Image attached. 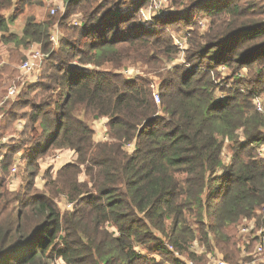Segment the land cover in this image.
<instances>
[{
  "label": "trees",
  "instance_id": "obj_1",
  "mask_svg": "<svg viewBox=\"0 0 264 264\" xmlns=\"http://www.w3.org/2000/svg\"><path fill=\"white\" fill-rule=\"evenodd\" d=\"M42 1L0 0V38L14 51L37 43L44 53L39 81L3 106V135L21 134L0 148V264H183L167 243L185 254L197 237L225 260H242L241 223H264V111L257 87L242 89L264 85V0H171L146 23L141 10L153 0L108 8L64 0L58 25L76 37L57 52L54 17L29 16L20 35L10 31ZM201 19L209 25L203 32ZM129 65L143 73L125 76ZM11 66L0 67V100L21 84ZM246 70L259 78L247 81ZM38 94L54 101L37 102ZM88 116L107 118L108 140L95 141ZM53 146L76 159L49 177L46 192L10 187L15 168L19 176ZM61 194L74 205L64 215Z\"/></svg>",
  "mask_w": 264,
  "mask_h": 264
},
{
  "label": "rangeland",
  "instance_id": "obj_2",
  "mask_svg": "<svg viewBox=\"0 0 264 264\" xmlns=\"http://www.w3.org/2000/svg\"><path fill=\"white\" fill-rule=\"evenodd\" d=\"M97 1L100 3L106 2L105 8L113 7L114 2H115V0H97ZM124 1L125 0H116V4L120 5ZM170 1L171 0L163 1V7H166L167 5H169ZM152 4H153V2L151 3V5ZM55 6L58 7V10L56 13L53 14V13H51V10ZM25 10L26 11L23 14L19 15L16 18V20L13 22V24L10 26L11 32L20 35L21 34V28L23 27V24L25 23L26 19L29 16H35L37 20H41V21H43L49 17H54V19L57 21L55 23V27L52 30V34H55L58 37L57 43L55 45H53L54 51L57 52L60 50L61 43L64 39L73 40L74 37H76L72 31L67 30V29H63V28H61L60 25H58V19L61 18V16L63 15V13L65 11L64 0L62 3H59L58 0H45V1H42L41 4H39V5L35 4V5L27 6ZM77 16H79V15H77ZM201 25H202L201 26L202 32L205 31L207 29V27L209 26V25H207L206 19H201ZM206 25H207V27H206ZM173 27H177V26H172L170 28L173 29ZM175 33H178L181 35L185 32L183 31V33H181V31H176ZM0 35H1V33H0ZM177 39L179 40V37H177ZM4 48H5V46L2 44V51L1 52H4ZM10 54H12L13 57L15 58V62H12L11 67L13 70L16 71V78L18 76L20 77L22 72L19 68V65L21 64V60L25 59L24 58L25 53H23L20 50H15V51L13 50V51H10ZM184 55L185 54H183L182 56H184ZM179 58H181V57H179ZM74 61H77V58H75ZM179 61H181V59H179ZM103 67H107V66H103ZM41 73H42V69L40 71L39 78L41 76ZM121 73L125 74V76L133 77V76H137L139 74H142L143 69L141 70V68L137 65H129L127 67H123L121 69ZM244 78L247 81H254L255 79H258L259 76L256 72H249L246 70V75L244 76ZM157 80L158 79L155 78V81L153 82V84L155 87L160 88V85H159ZM19 81H20V79H19ZM257 84H258V82H255L253 84L248 85L247 87L242 86V89L246 90V89H248V87L249 88L252 87L251 85H253V87L255 85L257 87V90L260 92V96L256 99L255 104L257 106V102L260 101L264 105V85L262 84L261 86H258ZM219 94H220V92L218 93V95ZM44 97H45L44 95L38 94L35 96V100L37 102L54 101V98L53 99H51V98L45 99ZM155 102L157 103L156 100H155ZM9 103L6 106H8ZM157 104H159V103H157ZM88 118L90 119L89 124L96 125L100 129L104 128V126L107 125V118H105V117L94 119L91 116H88ZM16 127L19 128V131H24L25 130V121L23 119H21L20 121H17ZM4 133L6 134L7 137H9L10 139H14V140H15V138L19 139L20 134H21L19 132H16V133L4 132ZM35 133H36V138L40 137V132H35ZM106 133H107V130H106ZM97 142H99V141H97ZM133 148H134V145H128V151L129 152L132 151ZM262 149H264V148H260V150H262ZM222 157H223L224 161L230 162L231 153H230L229 148L227 147V144L225 145V147L223 149ZM75 159H76V155L72 150H70V149H59L56 146H53L50 148V150L46 154H44L43 156H41L39 158V160L35 166L28 167L25 163L23 164L22 170L21 169L19 170L20 171V173H19L20 179L17 178L16 183L13 184L12 187L16 188L18 183L22 182L21 185H23V186L21 188H23L29 194L36 192V191L37 192H46V186L49 183V177L52 176V178H55L57 176L58 170L61 167H63L67 163L74 162ZM63 162H66V163L62 164ZM60 164H62V165L60 167H58ZM80 179H81V181H84L86 179V175L84 173H81ZM20 192H22V191H20ZM56 203H57V205H58V207H59V209L63 215L67 214L68 212L73 211L74 205L71 202H69V200L65 194L58 195L56 197ZM233 229H234V231H236V226H233ZM199 238L200 237H197L194 241H192L188 244V252L189 253H185L184 255L186 256L187 254H191V255H194L195 257L197 256L199 258V260H194V259L188 258L187 257L188 255L186 257L190 260H193V261L199 263V264H208L212 261L211 256L216 251V248L213 250L214 247L210 248L207 243L200 240ZM220 255L222 256V254L220 252L216 251L215 256L219 257ZM262 260H264V257L260 256L259 258H257V263L262 264V262H261ZM55 261H56V264H68L62 258H57V259H55ZM46 263L52 264L51 260H49Z\"/></svg>",
  "mask_w": 264,
  "mask_h": 264
},
{
  "label": "built area",
  "instance_id": "obj_3",
  "mask_svg": "<svg viewBox=\"0 0 264 264\" xmlns=\"http://www.w3.org/2000/svg\"><path fill=\"white\" fill-rule=\"evenodd\" d=\"M59 3H62L63 0H58ZM163 1L165 0H153V4L147 8H144L141 10V21L146 23V22H152L153 18L157 15L160 14L163 10ZM58 10V7L55 6L52 8L51 13H56ZM72 23L74 25L80 24L82 21L81 16H76L72 20ZM51 40L54 42V44L57 43L58 37L55 34H52L50 36ZM177 43L180 45L181 48H183V43L176 38ZM44 53L41 50H36L33 52L32 56L23 60L21 64L19 65V68L22 72L23 76L26 75H34V80L39 79V74L41 71V65L43 61ZM3 61H0V67L3 66ZM125 75V74H124ZM129 77V76H127ZM134 77V76H133ZM19 86L16 84L10 85L7 89V92L3 98V100L0 102V108L4 105H6L9 101L14 99L18 92H19ZM152 88L154 90V99L157 101V103L160 104V91L159 88L155 87L154 84H152ZM257 109L260 111H264V105L260 101L257 102ZM1 120H2V115L0 113V148L3 143L6 142V138L3 136L1 132ZM107 126V125H106ZM104 126V128L100 129V135L102 140L105 141L108 140V135L106 133L107 127ZM133 145V144H131ZM260 155H264V149L259 150ZM0 168H1V163H0ZM16 172V169L13 170V173ZM13 184H15V178L14 176L11 177L9 181V185L11 188H13ZM261 215L264 216V205L261 207L260 212ZM239 235H241L244 239V241L247 242V244L241 249H242V260H240L237 263H231L228 260H225L221 255L215 256L216 251L212 254L211 256V262L208 264H259L257 263V258L260 256L264 257V223H259L254 219H245L240 227H239ZM254 243L252 247L250 244ZM167 247L170 251H173L175 255L181 259L183 264H199L193 260L188 259L184 254L181 252L177 251L171 244L167 243ZM262 264L264 263V260L261 261Z\"/></svg>",
  "mask_w": 264,
  "mask_h": 264
},
{
  "label": "crops",
  "instance_id": "obj_4",
  "mask_svg": "<svg viewBox=\"0 0 264 264\" xmlns=\"http://www.w3.org/2000/svg\"><path fill=\"white\" fill-rule=\"evenodd\" d=\"M12 14H13V12H12V10L10 11V13L8 14V16H7V18L9 19L10 18V16H12ZM23 28V27H22ZM22 28H21V33H22ZM1 33V35H0V37L4 34V35H6V33L5 32H0ZM2 44L5 46V48H4V52H1L2 51ZM0 61H3L4 63H3V65H5V64H8V65H11L12 64V62L10 61L11 60V54H10V51H12L13 49H15L16 47H15V44H14V42H10V43H6L5 41H3L1 38H0ZM19 50L20 51H22L23 53H25V56H26V59L27 58H29V57H31L32 56V54H33V52L34 51H36V50H41V45H39V44H37V43H33V44H31L29 47H23V46H21L20 48H19ZM25 60V59H24ZM19 65V64H18ZM2 68V67H1ZM42 69V68H41ZM40 75V74H39ZM19 79H20V82H21V84H16L17 86H19L20 88H19V91H20V89L22 88V85L24 84V83H26V82H28V83H34V82H38L39 81V79L36 81V80H34V75L33 74H31V75H26V76H23L22 74L20 75V77H19ZM15 85V84H14ZM18 95V94H17ZM5 96V95H4ZM4 96L2 97V99L0 100V102L3 100V98H4ZM8 104V103H7ZM6 104V105H7ZM6 105H4V106H6ZM0 113H1V115H2V120H1V126H2V124H3V122H4V120H3V115H4V111H3V106L0 108ZM92 128L94 129V139H95V141H101L102 140V138H101V135H100V132H101V130H100V128H98L96 125H92ZM1 132H2V130H1ZM3 134V133H2ZM5 138H6V142H8V140H9V137H7V136H5V135H3ZM5 142V143H6ZM2 147V146H1ZM64 163H66V162H63L62 164H64ZM62 164H60L58 167H60ZM1 169V168H0ZM16 169V168H15ZM16 171H17V169H16ZM12 176H14V178H15V183H16V181H17V178L18 179H20V177L19 176H15L14 175V173L11 175V177ZM11 177L9 178V179H11Z\"/></svg>",
  "mask_w": 264,
  "mask_h": 264
}]
</instances>
